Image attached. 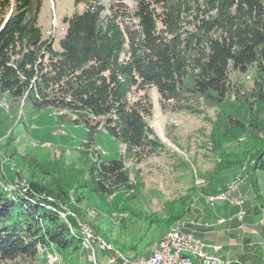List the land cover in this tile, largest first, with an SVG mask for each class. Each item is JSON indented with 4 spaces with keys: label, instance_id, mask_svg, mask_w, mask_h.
I'll return each mask as SVG.
<instances>
[{
    "label": "trees",
    "instance_id": "trees-1",
    "mask_svg": "<svg viewBox=\"0 0 264 264\" xmlns=\"http://www.w3.org/2000/svg\"><path fill=\"white\" fill-rule=\"evenodd\" d=\"M76 5L84 9L65 18L58 49L39 24L41 0H0V93L24 101L33 112H64V119L87 133L78 163L19 160L28 169L27 192L0 187V264H35L40 247L55 248L60 259L66 254L69 264L82 255L77 233L38 197L67 204L74 190L81 205L97 195L108 213L97 212L99 222L91 228L126 258L149 256L189 217L200 195L195 184L185 196L166 200L158 191L145 194L144 185L131 180L126 157L105 160L95 151L96 158L88 160L101 131L119 141L136 165L164 150L148 123L151 89L163 107L173 103L174 110L191 112L189 102L204 98L222 110L213 122V169L199 175L201 192L209 193L231 170L245 169L253 178L264 172V0H110L108 5L76 0ZM254 67L259 75L254 88L240 97L232 75ZM229 144L238 145L236 153ZM120 190L127 195L122 209L106 203ZM152 198L162 201L161 211L149 208ZM78 214L85 220L87 212Z\"/></svg>",
    "mask_w": 264,
    "mask_h": 264
},
{
    "label": "rangeland",
    "instance_id": "rangeland-1",
    "mask_svg": "<svg viewBox=\"0 0 264 264\" xmlns=\"http://www.w3.org/2000/svg\"><path fill=\"white\" fill-rule=\"evenodd\" d=\"M41 1L39 24L44 37L52 38L55 47L59 49V40L65 36L67 29L65 18L71 16L76 10L82 11L84 6H77L76 0ZM101 1L105 5L110 2V0ZM133 1L127 0L128 3ZM258 77L256 67L249 69L246 73H234L232 75L234 88L242 93L240 97L248 96V94L243 95V93H249L253 90ZM148 94L154 106L148 123L157 137L164 143V150L136 165L132 158L127 157L125 147L119 141L111 138L106 131H101L95 137V147L91 150L92 157L88 160L91 161V158H96L95 151L99 152L105 160H117L121 156L126 157V166L131 172V180L134 183L140 181L141 185H144L143 192L145 194L150 191H158L166 200H171L185 196L195 184L197 191H200V196L202 194L207 195L208 193L201 192L204 185L199 175L213 169L211 161L216 156L215 152L212 151L213 144L211 142L213 122L216 121L217 115L222 110L218 105L204 98H197L189 102V105L194 108L191 112L174 110L175 104L173 103L163 107L157 90L151 89ZM65 115L64 112L50 108L33 112L24 101H14L7 95L0 93V187L9 193H16L17 191L20 194H25L27 192L30 180L29 173L27 168L18 164L19 160L34 157L42 164L60 158H63L68 164H76L81 161L79 160L80 151L87 139V133L82 125H76L67 121V118L64 119ZM227 149L231 153H236L238 145L229 144ZM22 156L24 158L21 159ZM245 175H248L247 170H238L230 183L241 178L240 186ZM223 176L218 179L214 186L218 187L225 181ZM5 177L9 183L6 182ZM257 178L258 193L264 197V172L258 171ZM247 180L251 184L252 181L249 178ZM43 182L50 184V179L44 178ZM126 196L125 190H120L106 203L112 202L113 205L122 209ZM69 197L70 201L67 204L55 198L42 197L41 199L38 197L37 199H40V202L48 210L58 212L71 233L74 235L77 233V236L80 237L78 239H81L84 250H82V255L78 256L79 260L75 264H111L112 253L116 254L114 257L121 261L120 254L100 237L99 242H105L107 250L98 248L97 237L91 228L93 223L99 222L97 212L108 213V207L104 202L97 195L92 194L89 196L88 202L78 205L75 201L74 190L70 192ZM209 197L211 196L206 197V201ZM236 199L240 198H232V200ZM219 202H227V200H219ZM53 203H58L60 206H54ZM209 206L215 207L216 205ZM149 208L152 211H161L162 201L152 198ZM79 209L87 212L85 220L79 217ZM103 218L107 219L106 216ZM88 226L90 227L89 233L82 236V230H88ZM88 241L90 244L95 243L97 260L92 244L88 248ZM59 255V252L53 247L47 249L40 247L39 260L35 264L71 263L69 256L65 254V258L60 259ZM128 259L134 264L137 257L129 256Z\"/></svg>",
    "mask_w": 264,
    "mask_h": 264
},
{
    "label": "crops",
    "instance_id": "crops-1",
    "mask_svg": "<svg viewBox=\"0 0 264 264\" xmlns=\"http://www.w3.org/2000/svg\"><path fill=\"white\" fill-rule=\"evenodd\" d=\"M237 172H227L220 186L214 187L205 196H196L189 217L180 223H187L184 230L200 239L207 246L208 253L215 254L213 247H221L215 254L219 259L215 264H264V197L257 189L258 172L254 178L245 175L243 183L231 195L232 198L244 199L243 207L229 202H219L211 207L206 202L207 196L225 191ZM222 219L227 222L220 223ZM154 247L147 255L152 253Z\"/></svg>",
    "mask_w": 264,
    "mask_h": 264
},
{
    "label": "built area",
    "instance_id": "built-area-1",
    "mask_svg": "<svg viewBox=\"0 0 264 264\" xmlns=\"http://www.w3.org/2000/svg\"><path fill=\"white\" fill-rule=\"evenodd\" d=\"M241 179V178H240ZM239 188V180H235V182H231L225 191L220 193L224 194V197L227 198V202L235 204L239 207L244 206V199L232 200V193ZM208 205H216L218 201L213 200V198H209L206 201ZM244 213L242 212V215ZM227 222L226 219H222L220 223ZM186 222L183 224H179L174 228H171L170 234V247H160V251L157 256H151V259H156V264H194L195 262H199L201 264H215L219 262V259L216 257V253L221 250L220 246H214L213 251L215 254L208 253L206 249V245L198 238H196L191 233L186 232L185 226ZM88 230H82V236H85L89 233ZM97 245L99 249L107 250L103 248L101 242H99V237H97ZM94 248V256L97 260V256L95 254V243H91ZM109 251V250H108ZM111 264H124L119 261L116 257L112 256L110 259ZM149 264V263H142Z\"/></svg>",
    "mask_w": 264,
    "mask_h": 264
},
{
    "label": "bare ground",
    "instance_id": "bare-ground-1",
    "mask_svg": "<svg viewBox=\"0 0 264 264\" xmlns=\"http://www.w3.org/2000/svg\"><path fill=\"white\" fill-rule=\"evenodd\" d=\"M238 180H239V184H240L241 179L238 178ZM209 198H213V200H215V201H219V200L226 201L227 200V198H225L224 197V194H222V193L219 194V195H216V196H211ZM209 198H208V200H209ZM237 200H239V199H237ZM170 234H171V230L168 233L165 234V236L163 237V239L159 242V244L155 247V249L152 251V253L149 256L137 258V260H135L136 262L134 264H142V263L156 264V259H151V256H157L158 255V252L160 251V247H170ZM93 239H94V237H93ZM101 244H102L103 248L107 247V245H106L105 242H102ZM87 245L89 247L88 246H86V247H88V248L91 247V244H90L89 241L87 242ZM119 256H120L121 262H123L124 264H132L129 261L130 259H128V257L127 258L125 256L122 257L121 254Z\"/></svg>",
    "mask_w": 264,
    "mask_h": 264
}]
</instances>
